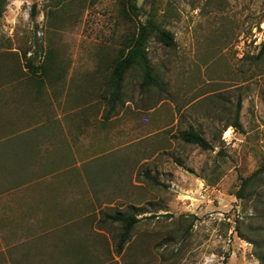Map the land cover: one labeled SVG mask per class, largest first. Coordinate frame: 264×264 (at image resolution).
<instances>
[{"label":"rangeland","instance_id":"rangeland-1","mask_svg":"<svg viewBox=\"0 0 264 264\" xmlns=\"http://www.w3.org/2000/svg\"><path fill=\"white\" fill-rule=\"evenodd\" d=\"M120 1L6 0L0 140L53 122L56 147L52 131L38 153L30 144L26 155L9 148L22 167L10 160L12 190L0 194V264H85L76 245L87 264H260L264 184L245 199L235 192L264 161V0H135L134 20L154 13L176 45L150 39L162 86L141 87L130 72L122 102L104 118L102 60L131 24ZM49 50L64 76L56 107H39L51 90L44 80L37 94L26 57L40 62ZM238 102L242 131L226 127ZM189 126L213 148L183 142ZM128 207L140 221L116 253L120 227L101 212Z\"/></svg>","mask_w":264,"mask_h":264},{"label":"trees","instance_id":"trees-1","mask_svg":"<svg viewBox=\"0 0 264 264\" xmlns=\"http://www.w3.org/2000/svg\"><path fill=\"white\" fill-rule=\"evenodd\" d=\"M6 0H0V16L2 15L3 8L5 7ZM120 9L119 15L124 20H128L131 24L128 26V30L121 35L119 46L116 51L111 55L103 57L102 60L105 68L109 71L105 76V88L100 91V97L107 105V110L103 113L104 118H109L111 114L116 111L118 103L122 102L123 83L126 75L132 71H137L141 80V87H161L159 78L154 71L151 60L148 54V43L150 39L161 43L165 47L173 48L176 45L173 34L168 30L159 18L154 13H148L143 20L138 19L137 22L134 18L139 16L140 7L137 6L135 0H121L119 2ZM32 15H35V4L31 7ZM264 51V47L261 49V53ZM25 56V51H24ZM38 55L26 57L27 65L35 75V89L38 93L42 91L44 80L48 82L51 87L59 84L64 76L62 67L58 68L55 54L52 50L46 54L42 61L38 62L36 58ZM53 89V88H51ZM240 103L236 104L234 114L231 120L226 124V127L232 126L233 128L242 131V125L239 120ZM225 128V127H224ZM179 138L189 144H195L202 149H212L213 145L201 134L200 131L193 126H189L179 134ZM14 154L10 153L6 139L0 140V194L9 192L12 190L10 183H8V176L11 173L12 167L11 161ZM16 166H20L16 164ZM27 173H31L27 170ZM8 175V176H7ZM146 177L152 180L156 184H161L155 177L149 176L146 173ZM240 183L238 189L235 192L236 197L239 199L247 198V193L251 189H256L264 184V161L261 162L250 174L239 178ZM133 207H128L123 211L115 212H101L102 221L109 223H116L119 225L121 233L117 240L116 253H119L124 244L130 239L131 233L137 222L140 221L138 217L139 213L132 211ZM239 230V225H237ZM261 236V235H260ZM259 239V249L255 252L256 257L260 261V264H264V250L262 241ZM16 245L13 244L12 247ZM82 247L78 248V245L74 246V251L79 255L78 262L87 264V256L83 255ZM83 255V257H82ZM21 263V262H19Z\"/></svg>","mask_w":264,"mask_h":264},{"label":"crops","instance_id":"crops-1","mask_svg":"<svg viewBox=\"0 0 264 264\" xmlns=\"http://www.w3.org/2000/svg\"><path fill=\"white\" fill-rule=\"evenodd\" d=\"M50 87V86H49ZM51 88H53V89H51ZM50 88V90H51V98H48V97H43V98H41L40 99V101H39V104H42L41 106H39V107H42V106H44L46 103L47 104H54V107H56L55 105H56V86H54V87H51ZM44 88H42V90H43ZM36 90V89H35ZM48 90V89H47ZM37 92V91H36ZM41 93H43L42 91L40 92V93H38L37 92V94H41ZM53 122L52 123H42V124H40V126L39 127H37L36 129H35V127L34 128H32V127H30V128H32L33 130H37V129H42V130H37V131H34V133L33 134H31L30 135V131L29 132H27L28 131V129L26 130V131H24V135L25 136H22V137H17V138H15L14 140H13V142L10 140V139H7L6 138V141H7V144H9V142H12L13 144H12V146H9V148L13 151V152H20V151H22V153H24L25 155H26V153H27V151H26V148L25 147H27L28 146V148H30V146L28 145V144H30V145H32V150H35L37 153H38V149L39 148H37V144H39V140H40V138L43 136V135H45L47 132H48V134H52V131H53V136H52V138H53V143L55 144V146H54V148L56 147V130H54V129H52L51 130V128H52V126H53ZM25 132H27V134H25ZM46 132V133H45ZM13 138V137H12ZM20 139V140H19ZM21 147V148H20ZM12 153V152H11ZM18 154V153H17ZM17 154H14L13 155V160H14V162H15V164H19V165H21V167H22V162H19L20 160H19V158L17 157L18 155ZM53 154H55L56 155V149H55V152L53 153ZM38 155V154H37ZM32 158H35V156H29V158L28 159H32Z\"/></svg>","mask_w":264,"mask_h":264},{"label":"built area","instance_id":"built-area-1","mask_svg":"<svg viewBox=\"0 0 264 264\" xmlns=\"http://www.w3.org/2000/svg\"><path fill=\"white\" fill-rule=\"evenodd\" d=\"M38 36L40 35V30L37 31Z\"/></svg>","mask_w":264,"mask_h":264},{"label":"bare ground","instance_id":"bare-ground-1","mask_svg":"<svg viewBox=\"0 0 264 264\" xmlns=\"http://www.w3.org/2000/svg\"><path fill=\"white\" fill-rule=\"evenodd\" d=\"M228 134V132H226V135Z\"/></svg>","mask_w":264,"mask_h":264}]
</instances>
